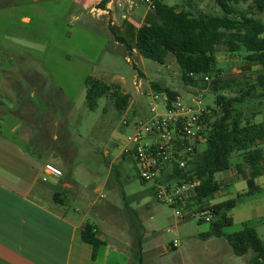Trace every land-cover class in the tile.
I'll list each match as a JSON object with an SVG mask.
<instances>
[{
  "label": "rangeland",
  "instance_id": "rangeland-1",
  "mask_svg": "<svg viewBox=\"0 0 264 264\" xmlns=\"http://www.w3.org/2000/svg\"><path fill=\"white\" fill-rule=\"evenodd\" d=\"M71 1L40 0L37 5H25V11L34 16L32 23L25 26V74L30 75H25V88L28 95L33 94V102L25 108V132L29 139H69L72 165L64 160L57 162L48 154H45V160L71 175L77 181L76 187L84 186L90 202H95V210L99 206L114 205L127 221L141 224L143 264H252L253 252L235 254L225 237L249 226L254 227L264 241V176L257 178L261 190L246 195L247 168L244 167L242 173L237 170V164H243L241 154L231 157L228 171L216 175L221 186L210 200L211 204L231 199L237 201L228 213L233 223L223 228L222 237L202 236L211 230V222L199 213L183 217L186 210L177 215L176 209L160 203L154 195L153 184L142 182L138 163L122 155L125 147L131 146L132 122L151 115L154 83L183 97L199 90L183 82L174 56L160 63L137 51L138 25L153 10L151 4L146 0L126 1L123 8H115L117 23L112 25L107 17L97 20L91 14L76 19L79 15L72 10ZM163 1L197 15L220 14L216 0ZM240 8L264 22V9L259 11L255 0L243 2ZM110 24L136 52L116 41ZM245 55L244 52L228 53L222 45L217 47L221 77L237 82L222 93L235 96L239 95L240 89L250 87L252 97L237 104V109L253 122L261 123L264 122V88L257 82V76L264 70L248 65ZM32 71L35 72L31 74ZM88 77L119 86L121 94L129 96L126 107L119 108L114 98L104 95L97 99L94 108H90L86 88ZM200 92L205 108L209 106L220 111L215 102L217 94L210 87ZM60 93L72 107L70 112L57 108L58 121H55L51 111L41 112L38 97L50 105L51 94L54 97ZM8 121H16V117H10ZM126 121L129 124H125ZM2 125L4 132L10 134L9 124L2 122ZM205 148L206 141L201 149ZM260 148L264 152V141ZM89 218L91 223L96 220L93 213ZM127 236H130L128 231ZM175 241L178 244L174 247ZM120 261L121 257H113L110 264Z\"/></svg>",
  "mask_w": 264,
  "mask_h": 264
},
{
  "label": "crops",
  "instance_id": "crops-1",
  "mask_svg": "<svg viewBox=\"0 0 264 264\" xmlns=\"http://www.w3.org/2000/svg\"><path fill=\"white\" fill-rule=\"evenodd\" d=\"M39 1L0 0V264H110L113 257L122 259L113 264H134L141 224L127 221L114 205L95 210L85 187H76L77 181L61 168L59 177L45 172L47 163L54 164L45 160V154L72 165L69 139L30 140L25 132V108L33 102V94L28 95L25 88V26L34 19L25 5ZM102 1L72 0V10L79 15L76 19L91 14L94 19L107 17L112 25L117 23L116 0L101 7ZM219 11L222 15L221 8ZM52 94L50 105L39 97L37 104L41 112L51 111L58 121L55 110L62 107L70 112L72 103L61 93ZM10 117L16 121L9 122ZM2 122L9 124L10 134L4 132ZM245 171L248 179L249 170ZM90 213L96 218L93 223ZM88 225L106 242L96 259L92 258V246L81 237Z\"/></svg>",
  "mask_w": 264,
  "mask_h": 264
},
{
  "label": "trees",
  "instance_id": "trees-1",
  "mask_svg": "<svg viewBox=\"0 0 264 264\" xmlns=\"http://www.w3.org/2000/svg\"><path fill=\"white\" fill-rule=\"evenodd\" d=\"M107 1L103 0L99 6H104ZM151 1L153 10L146 14L136 33L137 51L143 57L160 63H165L169 56H174L181 69L183 82L199 89L198 92L210 87L217 94L215 102L220 110L209 106L206 108V148L202 151L196 149L195 158L186 170L173 168L171 171H164L161 182L177 180L181 183L199 179L201 183L196 194L187 202L186 207L196 213L203 210V204L209 203L220 190L216 175L229 170L231 157L241 154L243 164H237V170L240 173L244 167L249 170L248 191L245 194L254 195L261 190L257 178L264 176V152L260 148L264 141V122H253L237 109V104L243 103L249 96L252 97L250 87L240 89L239 95L235 96L222 93L233 88L237 82L236 79L221 77L222 70L217 65L216 52L220 45L228 53L244 52V60L248 65L264 70V22L241 10V4L248 0H216L222 15H197L189 9L178 10L163 0ZM255 3L259 11L264 9V0H255ZM110 28L116 41L133 51L126 38L117 35L111 24ZM203 77H209L210 80ZM257 82L264 88V71L258 74ZM152 86L154 91L167 93L172 99L179 95L178 92L163 88L159 84L154 83ZM86 88L90 108H94L97 99L104 95L114 98L119 108L127 105L129 96L121 94L117 85L111 86L99 79L88 77ZM142 182L146 183L143 180ZM236 205L235 199L212 204L210 208L214 213V220L211 222V230L202 236H224L223 228L233 223L228 213ZM81 237L92 246V258L96 259L99 249L106 242L97 237L92 225L82 230ZM225 237L235 254L246 255L251 251L254 254L252 264H264V241L254 227L246 226L243 230ZM142 244L143 238L140 236L133 257L134 264H143Z\"/></svg>",
  "mask_w": 264,
  "mask_h": 264
},
{
  "label": "built area",
  "instance_id": "built-area-1",
  "mask_svg": "<svg viewBox=\"0 0 264 264\" xmlns=\"http://www.w3.org/2000/svg\"><path fill=\"white\" fill-rule=\"evenodd\" d=\"M126 1L128 0L115 2L118 8H123ZM146 2L154 7L151 0ZM203 78L210 80L209 77ZM151 98V115L132 122L134 129L129 137L131 146L125 147L122 155L131 157L138 163L140 178L153 184L154 195L160 203L176 209L177 215H182L183 210L187 211L183 213V217L193 215L195 213L186 209L187 202L195 196L201 181L196 179L179 183L175 180L162 183L161 178L164 171H171L173 168L186 170L195 158L196 149L202 151L201 147L206 141V108L203 106L202 94L197 91L188 93L186 97L179 94L172 99L167 93L154 91ZM125 124L129 122L126 121ZM44 170L47 174L58 177L63 174L62 170L52 163H47ZM44 180H47V177H44ZM211 206L210 202L205 203L203 210L196 213L207 222H212L214 213ZM177 244L175 241L174 247Z\"/></svg>",
  "mask_w": 264,
  "mask_h": 264
}]
</instances>
